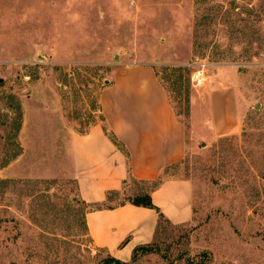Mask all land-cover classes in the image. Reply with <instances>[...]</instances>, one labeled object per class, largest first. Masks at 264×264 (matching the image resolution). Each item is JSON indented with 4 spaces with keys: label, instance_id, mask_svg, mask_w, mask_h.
<instances>
[{
    "label": "rangeland",
    "instance_id": "rangeland-1",
    "mask_svg": "<svg viewBox=\"0 0 264 264\" xmlns=\"http://www.w3.org/2000/svg\"><path fill=\"white\" fill-rule=\"evenodd\" d=\"M128 64L155 69L185 127L162 176L189 182L192 216L158 220L154 250L121 261L264 264V0H0V264H116L85 230L97 203L48 156L65 128L101 122V91ZM151 186L130 179L102 204Z\"/></svg>",
    "mask_w": 264,
    "mask_h": 264
},
{
    "label": "crops",
    "instance_id": "crops-1",
    "mask_svg": "<svg viewBox=\"0 0 264 264\" xmlns=\"http://www.w3.org/2000/svg\"><path fill=\"white\" fill-rule=\"evenodd\" d=\"M100 112L101 122L85 132L65 128L62 150L48 160L50 164L62 160L63 173L76 182L85 203L103 201L109 191L119 190L130 179L149 182L161 177L159 186L150 191L156 208L125 203L85 212L91 242L121 261L135 247L151 242L159 213L173 223L191 219L189 182L162 176L185 155V127L149 64L116 69L101 91ZM218 115L219 127L232 128L228 109Z\"/></svg>",
    "mask_w": 264,
    "mask_h": 264
},
{
    "label": "trees",
    "instance_id": "trees-1",
    "mask_svg": "<svg viewBox=\"0 0 264 264\" xmlns=\"http://www.w3.org/2000/svg\"><path fill=\"white\" fill-rule=\"evenodd\" d=\"M149 182L152 184V186L148 192L138 194V195H135L134 197L128 198L126 202L120 203L119 205H122L125 203H131L133 205L156 208L152 202L150 191L154 190L156 187L159 186V184L161 182V177H159L158 179H154L152 181H149ZM108 193L106 195V198L108 197ZM103 201L96 202L97 204L94 208H92V210H98V209H103V208H112L111 206H103V204H102ZM160 219H165V216L162 213H159L158 220L160 221ZM157 223H158V221H157ZM152 250H154V249H152L149 245H146V244L139 245L133 249L132 258H135L138 251H141L142 253H148V252H151ZM107 262H114L116 264H126L125 262L120 261L114 257H109Z\"/></svg>",
    "mask_w": 264,
    "mask_h": 264
},
{
    "label": "built area",
    "instance_id": "built-area-1",
    "mask_svg": "<svg viewBox=\"0 0 264 264\" xmlns=\"http://www.w3.org/2000/svg\"><path fill=\"white\" fill-rule=\"evenodd\" d=\"M191 79L196 85L202 84L204 80L203 76V69L202 68H196L191 72Z\"/></svg>",
    "mask_w": 264,
    "mask_h": 264
},
{
    "label": "water",
    "instance_id": "water-1",
    "mask_svg": "<svg viewBox=\"0 0 264 264\" xmlns=\"http://www.w3.org/2000/svg\"><path fill=\"white\" fill-rule=\"evenodd\" d=\"M0 81H1V79H0Z\"/></svg>",
    "mask_w": 264,
    "mask_h": 264
}]
</instances>
